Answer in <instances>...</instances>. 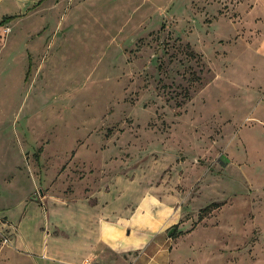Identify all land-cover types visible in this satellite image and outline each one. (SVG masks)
Instances as JSON below:
<instances>
[{
  "label": "rangeland",
  "instance_id": "obj_1",
  "mask_svg": "<svg viewBox=\"0 0 264 264\" xmlns=\"http://www.w3.org/2000/svg\"><path fill=\"white\" fill-rule=\"evenodd\" d=\"M117 176L171 200V264H264V0H0V264H59L47 200Z\"/></svg>",
  "mask_w": 264,
  "mask_h": 264
},
{
  "label": "crops",
  "instance_id": "obj_2",
  "mask_svg": "<svg viewBox=\"0 0 264 264\" xmlns=\"http://www.w3.org/2000/svg\"><path fill=\"white\" fill-rule=\"evenodd\" d=\"M171 203L154 187L124 176H117L91 197L48 199L47 212L42 213L49 222L40 228L44 234L40 254L31 249L29 254L59 264H82L85 260L98 264H171L172 237L168 230L177 220ZM56 205L61 212L58 219L52 218V206ZM6 228V241L16 246V225L7 224ZM47 241L57 245L58 253L47 246Z\"/></svg>",
  "mask_w": 264,
  "mask_h": 264
},
{
  "label": "trees",
  "instance_id": "obj_3",
  "mask_svg": "<svg viewBox=\"0 0 264 264\" xmlns=\"http://www.w3.org/2000/svg\"><path fill=\"white\" fill-rule=\"evenodd\" d=\"M214 203H210L209 205H206L205 207H203L201 210L203 211V210H207L211 205H213ZM174 235V231H172L171 233H170V236L172 237Z\"/></svg>",
  "mask_w": 264,
  "mask_h": 264
},
{
  "label": "built area",
  "instance_id": "obj_4",
  "mask_svg": "<svg viewBox=\"0 0 264 264\" xmlns=\"http://www.w3.org/2000/svg\"><path fill=\"white\" fill-rule=\"evenodd\" d=\"M82 264H98V263L90 261V260H85Z\"/></svg>",
  "mask_w": 264,
  "mask_h": 264
},
{
  "label": "water",
  "instance_id": "obj_5",
  "mask_svg": "<svg viewBox=\"0 0 264 264\" xmlns=\"http://www.w3.org/2000/svg\"><path fill=\"white\" fill-rule=\"evenodd\" d=\"M32 197L35 198V196H32ZM172 231H173V227H171V228L168 230V234H170Z\"/></svg>",
  "mask_w": 264,
  "mask_h": 264
}]
</instances>
